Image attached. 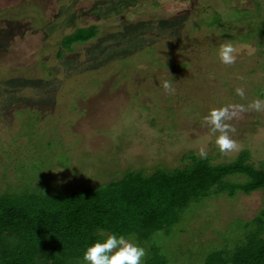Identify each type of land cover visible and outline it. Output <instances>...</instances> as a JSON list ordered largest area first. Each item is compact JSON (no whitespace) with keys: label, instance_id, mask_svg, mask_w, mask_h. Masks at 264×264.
Returning <instances> with one entry per match:
<instances>
[{"label":"rangeland","instance_id":"rangeland-1","mask_svg":"<svg viewBox=\"0 0 264 264\" xmlns=\"http://www.w3.org/2000/svg\"><path fill=\"white\" fill-rule=\"evenodd\" d=\"M179 3L188 7L169 15L162 0H0V192L66 195L119 179L123 166L189 165L202 145L212 164L242 155L264 166V113L231 121L237 154L222 155L203 124L214 107L264 100V0ZM76 28L94 36L72 42ZM226 40L239 49L231 66L218 55ZM234 196L192 203L152 245L167 264H202L229 219L262 205L261 191ZM201 243L209 250L194 257Z\"/></svg>","mask_w":264,"mask_h":264},{"label":"trees","instance_id":"trees-1","mask_svg":"<svg viewBox=\"0 0 264 264\" xmlns=\"http://www.w3.org/2000/svg\"><path fill=\"white\" fill-rule=\"evenodd\" d=\"M82 30L76 28L67 37L80 42L94 36V30ZM245 158L238 155L217 164L196 158L189 165L166 169H156L157 164L149 175L123 166L130 169L119 179L66 195L9 188L0 192V264H86L82 254L102 239L97 234L101 228L144 247L142 264H167L158 246L152 245V235L171 231L192 203L226 194L235 197L238 191H261L262 205L251 216L242 215L239 225L229 219L221 230L226 236L219 235L222 247L207 251L202 264H264V166L245 163ZM237 174L245 180H229ZM75 188L79 186L70 190ZM231 234H239V241ZM200 245L194 257L209 250L208 243Z\"/></svg>","mask_w":264,"mask_h":264},{"label":"clouds","instance_id":"clouds-1","mask_svg":"<svg viewBox=\"0 0 264 264\" xmlns=\"http://www.w3.org/2000/svg\"><path fill=\"white\" fill-rule=\"evenodd\" d=\"M162 3L169 15H175L188 7L187 3L180 4L179 0H162ZM217 34L222 35V32ZM238 54L239 49L230 41L226 40L219 47L220 62L226 66L233 65ZM161 86L167 95H174L176 92L171 80L162 81ZM235 92L241 99L245 98L243 87H237ZM247 112L264 113V100L254 99L246 105L231 103L214 107L204 116L203 124L207 126L210 137H215L216 148L222 155L237 154L242 149V145L233 138L236 128L231 121L242 119L243 114ZM197 154L201 159H206L208 156L206 145L200 146ZM60 170L62 169L54 172ZM97 234L102 239L92 242L82 254L86 264H142L147 255L144 247L132 242L124 235L106 233L102 228L97 230Z\"/></svg>","mask_w":264,"mask_h":264}]
</instances>
